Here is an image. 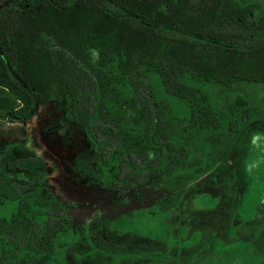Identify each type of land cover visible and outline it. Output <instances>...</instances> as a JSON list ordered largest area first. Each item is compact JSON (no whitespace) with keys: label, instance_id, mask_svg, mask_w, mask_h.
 Masks as SVG:
<instances>
[{"label":"trees","instance_id":"obj_1","mask_svg":"<svg viewBox=\"0 0 264 264\" xmlns=\"http://www.w3.org/2000/svg\"><path fill=\"white\" fill-rule=\"evenodd\" d=\"M236 82L264 83V0H0V119L25 124L62 101L93 146L88 173L117 193L178 172L184 136L236 132L214 95ZM44 166H0V264H40L73 238ZM243 244L244 264H264Z\"/></svg>","mask_w":264,"mask_h":264},{"label":"rangeland","instance_id":"obj_2","mask_svg":"<svg viewBox=\"0 0 264 264\" xmlns=\"http://www.w3.org/2000/svg\"><path fill=\"white\" fill-rule=\"evenodd\" d=\"M214 93L222 124L236 122V132L214 130L195 135L198 141L184 136L186 153L178 172L158 175L125 194L88 173L93 146L68 118L62 101L41 105L25 124L0 119V166L17 157H42L45 166L38 175L43 186L69 203L74 221L71 241L64 239L40 264H149L160 259L179 264L178 258L197 255L196 264L212 258L244 264L235 248L246 241L263 252L264 83L216 85ZM194 144L210 154L202 158L193 152ZM190 166L195 170L188 174ZM146 210L156 211L155 218L143 214ZM208 244L213 246L208 249Z\"/></svg>","mask_w":264,"mask_h":264},{"label":"flooded vegetation","instance_id":"obj_3","mask_svg":"<svg viewBox=\"0 0 264 264\" xmlns=\"http://www.w3.org/2000/svg\"><path fill=\"white\" fill-rule=\"evenodd\" d=\"M264 130V129H263ZM147 212V213H146ZM156 212V211H155ZM155 212L154 211H150V210H146L145 212H143V214H145V215H148V217L149 218H152V219H154L155 218V216H154V214H155ZM132 221V220H131ZM211 247V246H213V245H211V244H208V246L207 247ZM210 247L208 248V249H210ZM207 249V250H208ZM217 253V252H216ZM154 261H157V263H161V264H171V263H168V262H165V260L164 259H160V260H153L152 262H154ZM200 260H196V259H191V260H187V261H183V260H176V262L177 263H186V264H193V263H197V262H199ZM202 263L203 264H233L234 263V260H231L230 261V259H224V258H218V259H209V260H202ZM235 264H241V261H239V259L238 260H236L235 261ZM243 264V263H242Z\"/></svg>","mask_w":264,"mask_h":264}]
</instances>
